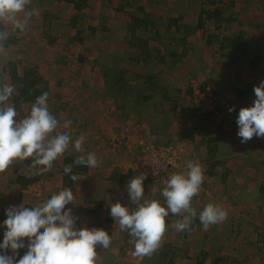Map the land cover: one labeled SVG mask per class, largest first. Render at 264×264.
<instances>
[{"label": "rangeland", "instance_id": "obj_1", "mask_svg": "<svg viewBox=\"0 0 264 264\" xmlns=\"http://www.w3.org/2000/svg\"><path fill=\"white\" fill-rule=\"evenodd\" d=\"M131 1L133 2V7H135L136 4H141L145 7L146 11L152 12L155 16H158L160 12H162L161 14L164 16L182 14L184 16V21L188 25L194 27L193 34L190 37L191 41L194 42L195 48L181 63L177 64L173 70L164 69L160 77L162 87L157 90L158 96H155L153 99L150 98L147 101H143L142 98L137 95V92L132 88L137 81H131V86H129L131 93L128 94V98L126 97L124 100L120 99L119 101H115V99L109 95L110 97L107 99L104 77L99 67L96 66L95 68L92 66L94 57H106L105 54H116L120 56L118 68L124 67L129 70L132 68L136 69L132 63L126 62L128 51H126L123 42L125 38V30L123 28L124 15L119 11L116 14V11H114L118 0H89V7L78 13V27L76 28L71 27L69 24L71 16L76 13L71 4L47 0L44 7L50 9L57 15V18L54 19L52 31V33L54 32L57 35V41L51 45L45 44V39L42 38L39 27L42 13V8H39L35 12L34 19L29 20L28 25L26 24L27 29H23L16 33L19 38H22L21 41L26 42V44H19L8 49L0 48V60L5 62L7 59H18V57H20L24 60V63L38 65L39 70H42V72L44 71V73L46 72V74L48 73L44 78L49 81V89L55 97L57 96V102L59 99L58 105L62 102L60 100L63 99V102H68V104H72L70 106H75L76 110H88V108L90 109V102H96L97 99H99V107H101L99 110L100 113L102 112L101 109L104 108L105 111L107 110L110 114H113V116H125L126 122H124L122 130L120 131L119 129L120 132L114 130L113 135L108 136V138L104 136L105 140H102L103 135L101 134L97 139L98 143H96V145H98L99 151L103 153L106 152L110 155H118L120 153L127 154L125 156L129 157L127 165L129 166L130 172L126 184L133 176L139 175V172L142 171L146 174V179L143 181L144 199L152 200L154 199L153 194L157 189L156 186L165 183L163 182L165 176V179H168L173 173L184 172L181 162L179 168L168 170L161 175L158 173L154 161H161L162 157L166 154L164 151V147L167 148L166 146H172L178 150L179 154L183 157L184 148L182 144H184V139L176 144L174 142L162 144L151 138L152 136L149 133L150 127H159L162 125V129L164 130V128L168 127L170 124L172 130L178 132L185 129V122L188 118L194 117L195 115L201 117V114H198L196 111L193 112L195 107L191 104H193V102L195 103V100H191L189 94V88H200L201 84L205 85V92H199L201 95L196 98L199 104H202L206 108H210V102L215 104V99H212L213 96H215L217 98L216 106L219 111L223 109L227 110L226 108L228 107L230 108V100H233L232 93L231 96H229L228 92L224 94L227 75H223V73L217 75V71L222 72L228 69L229 72L227 73H233L235 68L242 66L238 76L239 81L236 82L237 87L245 85V83H251L252 86H254L256 85V78L250 77L249 70L246 68V59L243 58L237 61L236 64H229V57L225 56H227L230 50L220 49L219 40L211 38V44H206L200 40L202 30L196 26V22L201 7L204 9L212 7L207 1L158 0V4L148 3L147 0ZM230 1L232 0H225L223 4L228 6ZM234 1L237 3L235 8L231 6V11L226 10V7L222 10L226 16L231 14L230 12H233L235 22H223V24L217 28L212 21L207 20L206 26L209 33L213 32L222 38L223 36H229L238 32L249 40V51L251 54L262 53L264 58V0ZM18 18L23 20L25 18V13H19ZM104 18H106L109 23H113L118 31L112 35H104V33L99 32L96 36L90 35L91 33L88 31V26L97 27L102 19L105 20ZM4 25L6 28L5 34L15 32L16 28L10 23L4 22ZM76 29L83 31L81 33L82 39L80 41L76 40L74 42H69V35L77 31ZM166 35L167 34H164V36ZM41 45L43 46L42 49H40ZM217 53L220 54L219 59L217 58ZM78 54H83L86 58L82 61L84 64L77 62ZM122 57L124 59L120 60ZM61 58L67 61V64L58 62ZM63 71L64 73H62ZM0 76L2 75L0 74ZM2 79H4V77H2ZM2 81L3 83H0L5 84V81ZM220 82L223 83L221 86ZM219 86L222 88L218 91L222 94H219L217 91L218 95L216 96L214 92ZM163 91L176 102L170 104L169 100L162 99L160 97V92L162 93ZM55 97L48 103L51 114H54L53 111L57 112V106L55 107V104L53 105ZM159 101L165 105V110L168 113V116L163 118V124L161 123V119L164 115H159L158 110L155 112L153 105V102ZM121 102L122 108L119 106ZM214 106L212 105V113L217 114L219 111H216ZM72 111L73 110H70L68 107L64 112L70 114ZM63 115L65 116V114ZM220 116L222 119L216 117L217 120L214 124L217 128L214 129L213 134L214 132H219L220 138H223L228 132H231L230 129L232 124L230 123L228 115L227 117L226 115L222 116V114ZM65 121L67 120L62 119L61 125ZM84 121L85 120H78L77 122H72L71 120L69 129H64L63 127L62 129L66 131L69 130L70 132L75 130L79 131V129L86 131L89 129L93 120L86 119L87 123ZM119 123H121V128L122 121ZM162 129L158 130L161 131V135H165V132L169 133L168 131H162ZM59 130L58 128L57 131ZM139 130H144L145 134H148L151 139L142 138L140 140L137 138L140 135L138 134ZM76 138V136H72V140ZM117 140H119L120 143L127 142L128 144L127 146L120 145V143L116 144ZM137 140L138 142H136ZM84 141H86V136H84ZM138 143L146 146L142 152L139 150L141 153L136 152ZM122 146L125 147L122 148ZM242 147L252 152H255L253 149L260 150V154L255 155L251 159H249L248 155L245 157L247 161H251L253 164V167L244 168V170L240 171L243 178H247L248 182L245 186L242 188H231L238 190L231 192L230 187L234 185H228L225 195H217L215 188L209 184L207 195L204 188L205 185L202 184L199 194L194 196L195 200L192 202V207L197 214L201 212L202 208L207 203L220 204L227 211V219L221 223L210 226L206 232H204L202 227H199V231L186 234L184 241L183 238H181V247L187 250L188 255L186 258H182L184 251L177 250V252L182 255H177L175 264H196V256L199 255V250L202 248L209 252V256L205 259V264H264V257L259 258L264 254V244L259 242V240H264V155H261V150L264 149V138H257L254 136L251 142L245 143ZM72 149L73 147L68 148L64 154H68ZM182 159L183 158H181V160ZM13 166L14 164L9 166L4 172H0V186L4 188V193L0 195V209L2 207H8L10 204L11 206L34 207L36 206L35 204L38 205L42 203L43 200L45 201L48 196L47 192L49 191V186L45 179H41L35 184H30L24 188L16 184L8 185L7 178L9 174L12 173ZM58 166V162L53 163L51 170L47 172H55ZM143 167H147L148 173H145ZM3 173H6L8 176H3ZM234 175L233 170L231 177ZM53 182L52 188L56 187L55 181ZM235 185L241 186L242 184ZM253 193L258 196L257 200L249 201ZM240 196L241 198L239 199ZM49 198H51V196ZM161 202L166 204L165 200ZM238 213L241 214V216H238L237 219ZM177 217L178 218L172 220L173 224L174 222L176 223L177 220L182 219V215ZM168 218L169 217L166 219ZM112 221L115 222L113 218ZM98 222H100V218H98ZM101 222L100 225H102ZM116 225L119 226V224ZM235 226L238 227V233L234 232ZM222 227L226 232L218 234V230H221ZM116 229L117 228L114 227H108L107 230L111 233L116 231ZM177 235L178 234H176V236ZM180 235L181 234H179V236ZM252 237H258V239L254 241L251 239ZM176 239L179 240L177 237ZM249 242L253 243V247H255L254 259H251L249 256L243 257L246 251H248L245 249L246 246L251 247ZM123 244L122 242L119 245ZM208 244L212 246L207 247ZM129 245L128 248L122 249L116 246L114 241H111V247L104 248V250H102V247H97L95 264H154V262L158 260L156 259L159 255L158 249L151 256L138 258L133 257L131 254L133 251V244L130 243ZM168 245H170V241L165 243L162 237L160 244L161 248ZM230 253L232 255H229Z\"/></svg>", "mask_w": 264, "mask_h": 264}, {"label": "clouds", "instance_id": "obj_2", "mask_svg": "<svg viewBox=\"0 0 264 264\" xmlns=\"http://www.w3.org/2000/svg\"><path fill=\"white\" fill-rule=\"evenodd\" d=\"M31 0H0V22H7L14 28L23 30L32 12L26 11ZM24 12L23 20L18 14ZM4 34L0 33V39ZM255 99L251 106L240 107L236 117L237 135L242 143L254 136L264 138V80L253 86ZM15 92V86H0V172H4L17 160L31 159V167L39 168L37 174L51 170L53 162L62 156L73 143L76 152L84 153L83 135L72 141V132H58L63 127L69 129L71 120L62 125L49 111L48 92L39 95L31 105L30 112L22 119H16L15 106L6 102ZM229 112L234 109L230 107ZM77 165L90 168L99 166L94 153L80 155L74 161ZM186 171L171 174L161 195L166 206L159 201L144 199L143 181L146 174L133 176L126 188L130 201L129 208L119 201L110 204V215L118 222L121 231L132 237V256H151L161 244L166 231V217L170 214L181 216L175 227L183 231L189 229L197 212L191 206L204 181L203 166L188 161ZM65 174L72 173V165L64 166ZM70 179L77 181L76 175ZM74 199L70 188H62L51 198L34 207L9 206L5 210L6 219L3 240L0 242V264H95L97 247L108 248L111 243L107 231L97 227H77L71 209L66 205ZM203 229L227 219V211L220 204L207 203L199 213ZM26 249L17 259L19 250ZM11 254H8V253Z\"/></svg>", "mask_w": 264, "mask_h": 264}, {"label": "crops", "instance_id": "obj_3", "mask_svg": "<svg viewBox=\"0 0 264 264\" xmlns=\"http://www.w3.org/2000/svg\"><path fill=\"white\" fill-rule=\"evenodd\" d=\"M229 3H233V4H230L231 6H233L232 8H235V6L237 5V3L234 0L230 1ZM223 7L222 9H224ZM226 10L231 11V9H227V7H226ZM232 22H235V21H232ZM205 25H206V22H205ZM202 37L203 35L200 36L201 38L200 40H202V42H205L206 44L212 43L211 42L212 39L208 41L207 39H205L204 37L202 38ZM194 48H195V45H194ZM190 52H192V50L189 51L188 54ZM259 54L263 57L262 53H259ZM216 55H217V58L219 59L220 54L217 53ZM18 59H22V58L18 57ZM263 59L264 58H262V61L264 62ZM183 60L184 58L182 59V61ZM5 62H2L0 60L1 65L4 64ZM263 62H262L261 67L263 69V76H264V63ZM229 64H231V62ZM236 71L237 69L235 68V71L233 73L231 72L227 73L229 72L228 69H225L222 72H219V71L216 72L217 75L221 73H223V75H227L226 81H225V88H224L225 93L224 94L228 92L229 96H231V93H232L233 100H230V101H231V107L234 109L233 111L229 112L228 110L229 107H228L226 108L227 110L223 109L219 111L217 114H211L210 116H207V117L205 116L197 117L194 114L195 115L194 117L188 118L186 120L185 129L183 131L174 132L169 124L168 127L164 128V130L162 129L163 128L162 125L159 127H154L155 130L153 134L151 135L154 140H157L158 142H161L162 144H166L169 142H174L176 144V143H180V140L184 139V144H182L184 148V153L182 157L183 158L182 159V164H183L182 169L184 171L187 170L186 164L188 161L198 162L203 166L204 181L202 184L205 185L204 188H205V191L207 192L206 193L207 195H208L209 184H211L215 188L217 195L219 194L225 195V193L227 192L226 187L228 185L230 186L234 185L233 187H230L231 192L238 191V190H234L231 188L244 187L248 181H247V178H243V175L240 171L244 170V168L247 169V168L253 167V164L251 163V161L250 162L247 161L245 157L248 155L249 159H251L255 155L260 154L259 152L260 150L253 149L255 152L245 150L242 147L245 143H242L240 137H238L237 135L238 125L236 123V117L238 115V111L240 107H243L244 105L246 106L252 105L255 99V93H254L253 86L251 83L250 84L245 83V85L237 87L236 82L239 81L238 76H239L240 70L237 72ZM39 72L41 75L45 77L48 74V73L46 74V72L44 73V71L42 72V70H39ZM249 73H250V77L256 78V85L258 84V82H260L261 80L260 78L263 77V76H254L251 74L250 71ZM0 77H1L0 82H2L3 80L2 77H4V75ZM222 84L223 83L220 82V86ZM2 85H5V84H2ZM220 86L218 87L217 91L222 88ZM245 89L248 90L247 94L238 99L237 91L244 92ZM218 93L222 94L219 91ZM53 97H55V95H50V98L49 100H47V103H49V101L52 100ZM109 97L110 96L107 94L106 98L108 99ZM160 97H161V94H160ZM60 101L63 102L64 100L61 99ZM160 101L153 102L154 103L153 105H154L155 112L158 110L159 115L160 114L164 115L162 119L160 118L161 123L163 124L164 123L163 118L165 116H168V113L165 110L166 109L165 105L162 104ZM58 102H59V99H58ZM58 102H57V96H56L55 102H53V105L55 104L54 106L56 107ZM63 103H64L63 105L64 107H59L58 105L57 110H56L57 112L53 111L54 114H52L57 120L60 121V123L62 119H65V120L71 119L72 122H77L78 120H85L84 122L86 123H87L86 119H91L93 121H92V124H90V122L88 121L90 124L88 130L84 131V130L79 129V131L75 130L72 132L73 134L72 136H76L77 138L81 135H83V137L86 136V141H84L82 145V147L84 148V153L76 152L74 149L73 143H70L69 148L73 147V149L69 151L68 154H64L63 156L59 157L56 161L53 162V163H57V162L59 163V166L56 167L55 172L50 171V172H44L40 174L41 177L39 178V180L45 179L47 182V185L49 186V191L47 192L48 194L47 199H49L50 196L57 193L59 190L63 188V173L60 172L59 170H60V166L64 162L65 157L72 156L73 158L76 159L80 155L86 156V154L89 152L94 153L99 162V166L96 168H90V167L83 165V168H86V169L77 170L76 176L78 177V180L73 181V185H72V192H73L74 199L72 201V204L66 205V208L71 209L72 214L75 217H77L76 219L77 227L102 228L109 233L111 241L112 242L114 241L116 246L122 249L128 248L130 246L129 244H130V241L132 240V237L129 235L127 231L123 232V235L126 234V236L129 237V240L127 242L125 238L122 237V235H120V232L122 231L120 230L119 226L116 225L118 223L112 221V217L110 215V204L119 201L122 205H125L129 208L134 207V204L129 199L127 188H126V180H128L129 172H130L129 166L127 165V161H129V157L125 156L127 155L125 153L124 154L120 153L118 155L117 154L110 155L104 152L105 153L104 154L103 152L99 151L98 145H96V143H98L97 139L100 137L101 134L103 135L102 140H105L104 136L105 138H108V136L113 135L114 130H117L118 132H120L122 130L124 122H126L125 121L126 118L125 116H118V117L113 116V114H110L107 110L105 111L104 108L101 109L102 112L100 113L99 110L101 107H99V99H97L96 102L94 101L90 102V109L88 108V110L87 109L86 110H81V109L76 110L75 106H70L72 104L70 103L68 104V102H63ZM6 104L8 106H13V103L11 100H9ZM68 107L70 110L71 109L73 110L70 114L64 112ZM50 110L51 109L49 108V111ZM16 111H17L16 119H22L29 113L28 105L23 104L21 106V109L16 110ZM63 114H65V116ZM221 114L222 116L226 115V117L228 115L230 119V123L232 124L231 129H230L231 132H228L225 136H223V138H220L218 134L219 132L218 133L214 132L213 134L214 129L217 128V126L215 127V124H214L215 121L217 120L216 117L220 119ZM119 120L122 121L121 128H120L121 123H119L120 122ZM59 129L61 131L59 130L58 132L66 131L62 129V127H60ZM161 129L162 131H168L169 133L165 132V135H161V131H158ZM74 140L72 141L74 142ZM99 142H100V139H99ZM249 142H251V140L247 141L246 143H249ZM227 150H228V153H227ZM261 152H262L261 155H264V149L261 150ZM30 160H31L30 158L24 161L17 160L13 163L14 168L12 170V173L9 174V176L6 173H3V176L4 175L8 176L7 183L9 186L15 185V184L19 186L18 183L13 182V179L16 177V174L18 172L22 171L21 169H23L25 172L27 170H31V171L35 170L33 168H30V165H29ZM233 170H234L235 175L231 177ZM37 171L39 172V168L37 169ZM165 177L163 178L164 179L163 182L165 183H161L160 185L156 186L157 189L155 190L153 194L154 199L159 201L162 205H166L165 203L161 202L165 200L161 195L162 189L164 188L166 181H167ZM114 178L116 179V181H113ZM39 180L37 179L35 182H30L28 183V185L35 184ZM53 181H55V184H56V187L54 188H52L53 183H54ZM235 184H242V185L237 186ZM0 191H1L0 195L4 193V188H2L1 186H0ZM257 197L258 196H256L253 193L249 201H256ZM240 198L241 196L239 197V199ZM194 200H195V197H193L192 202ZM42 202H44V200ZM192 202H191V206H192ZM9 206H11V204ZM8 207H6V209ZM3 209H5V207H2L0 209V212ZM238 216H241V214L239 213L237 214V217H236L237 219H238ZM168 217H169L168 219H166L167 217L165 218L166 219V231L163 235V240L165 243L170 241V245L163 246L162 248L160 246L158 248L159 255L157 256L158 258H156L158 260H156L154 264H158L160 263V261H162V264L163 263L166 264V262H169L171 258H173L174 261L177 260V256L173 257L170 252L174 250L176 252L177 250L184 251L182 258H186L188 255L187 254L188 252L187 250H184L183 247H181V243H182L181 238H183V241H184L186 234H190V232H194V231H199V227L200 228L202 227L203 229V226L198 218L199 214H197V217L191 221L189 229H186L183 231L176 229L175 222L173 224L172 220L175 218H178L177 216H173L170 214ZM98 218H100V222L102 221L101 222L102 225H100V222H98ZM108 227H114L117 229L116 231L110 233V231L107 230ZM237 229L238 227L235 226V230H234L235 233H238ZM206 231L207 230H204V232ZM222 232H226V230H223V227L221 228V230H218L217 233L221 234ZM176 234L178 235L176 236ZM179 234L181 235L179 236ZM176 237L179 238V240L176 239ZM251 239L256 241L258 237L257 238L252 237ZM2 240H3V236L1 237L0 242H2ZM121 241L124 243L123 245H119L120 243H122ZM259 242L264 244V240H259ZM250 244H251V247L246 246L245 249H247L248 251H246L243 257L249 256L251 259H254L255 258L254 256L255 247H253L254 246L253 243H250ZM209 246L211 247L212 245L208 244L207 247ZM109 247H111V243ZM203 247L207 248L206 246H203ZM25 250L26 249H24L22 252L19 253V255L17 256V259L19 258V256H22L24 254ZM102 250H104V248H102ZM229 255H232V254L230 253ZM263 257H264V254L259 258H263ZM203 264H205V262H203Z\"/></svg>", "mask_w": 264, "mask_h": 264}, {"label": "trees", "instance_id": "obj_4", "mask_svg": "<svg viewBox=\"0 0 264 264\" xmlns=\"http://www.w3.org/2000/svg\"><path fill=\"white\" fill-rule=\"evenodd\" d=\"M46 1L47 0H31V3L26 6V11L33 13L31 17H28L27 25L29 20L34 19L35 12L39 8H42L39 21L40 32L42 38L45 39V44L51 45L54 44L58 38L54 32L52 33L54 19L57 18V15L50 9L44 7ZM55 1L58 3L65 2L72 5V8L76 13L71 16L69 24L73 28L78 27V13L86 10L90 5L89 0ZM205 1L211 4L212 7L208 9L201 7L196 23V26L202 29L203 37L208 41L211 38L219 40L220 49L230 50L226 56L229 57V62L236 64L237 61L244 58L247 60L246 68L249 69L252 75L263 76V69L261 67L263 57L260 54H251L249 51L250 42L247 38L243 37L238 32L220 38L218 34H214L213 32L209 33V30L205 25L207 20H212L213 24L219 28L223 22L235 21L233 12L226 16L222 10L223 6V8L227 7V9H231L230 4L233 3H229L228 6H225V4H223L225 0ZM147 2L158 4V0H147ZM114 11H116V14L119 11L124 15L123 28L125 30V38L123 42L126 51H128L126 62L132 63L136 69L132 68L129 70L124 67L118 68L120 56H117L116 54H105L106 57H94L92 60V66L99 67V70L104 77L105 92L113 97L115 101H119L120 99L124 100L126 97L128 98V94L131 93V89L129 88V86H131V81H137L132 88L143 101H147L150 98L153 99L155 96H158L157 90L162 87L160 77L164 72V69L173 70L174 67L188 55V52L194 49V42L191 41L190 37L193 34L194 27L188 25L184 21V16L182 14H170L164 16L161 14L162 12H160L158 16H155L152 12L146 11L145 7L141 4H136V6L133 7V2L131 0H118ZM104 19L105 20H101L97 27L88 26V31L91 33L90 35L96 36L98 32L104 33V35H112L118 31L113 23H109L106 18ZM24 29H27V26ZM20 31L22 30L16 28L14 33L5 34L6 28L4 22H0V33L4 34V38L0 39V48L8 49L19 44L25 45L26 42H22V38H19L16 34ZM82 32V30L72 32L68 37L69 42H74L76 40L80 41L82 39ZM164 34L167 35L164 36ZM43 46L41 45L40 49H42ZM85 59L86 58L83 54H78L77 62L84 64L82 61ZM123 59L124 58L122 57L120 60ZM58 62L67 64V61L62 60V58ZM241 67L242 66H238V68H236L237 71H239ZM0 74L4 75L5 79L3 80H6L5 82L7 84L9 83L15 86V92L9 100L12 101L16 110H20L23 104H27L28 111L30 112L31 105L39 95L48 92V100L50 95H53L49 89V81L44 78L45 76L40 74L39 67L36 64L24 63L23 59H8L4 64H0ZM260 79L264 80V76ZM259 83L260 82H258V84ZM1 85L2 84L0 83V86ZM247 92L248 90L246 89L244 92L237 91V98L239 99L243 97ZM160 94L161 98L169 100L170 104L176 102L165 91L162 93L160 92ZM189 94L191 96V88H189ZM214 95H218L217 90H215ZM63 105V102L59 103V107H64ZM191 105L194 106V104ZM119 106L122 108V102ZM214 108L216 111H219L216 105ZM194 111H196V108L193 109V112ZM211 114H213L212 111H205L201 113L200 116L207 117ZM149 130L150 135H152L155 129L154 127H151ZM138 133L144 135V138H150L148 134H145L144 130H139ZM136 142H138V140ZM124 147L125 146H122V148ZM140 147L141 146L138 144L136 151H139ZM75 160L76 159L72 156L65 157L63 164L60 166L59 171L63 173V188H70L72 190L73 180L70 179V175H76L77 170L86 169L83 168V165L75 164ZM29 165L30 168H33L31 167V160L29 161ZM67 165H72L71 174H65L63 171L64 166ZM33 169L35 170H28L26 172L22 170V172H18L13 179V182L18 183L20 187L24 188L28 183L35 182L37 179L39 180L41 175L37 174L38 167ZM113 181H116V179L114 178ZM5 210L6 208L0 212V241L5 231V228L2 226L3 221L6 219ZM123 232L125 231H122L120 235H122V237L128 242L129 237H127L126 234L123 235ZM23 250L24 249L19 250V253ZM170 252L173 257L182 255L175 250ZM8 254L11 253L9 252ZM198 254L199 255L196 256V264H203L205 259L209 256V252L202 248ZM174 262L173 258H171L166 264H175ZM158 264H162V261Z\"/></svg>", "mask_w": 264, "mask_h": 264}, {"label": "built area", "instance_id": "obj_5", "mask_svg": "<svg viewBox=\"0 0 264 264\" xmlns=\"http://www.w3.org/2000/svg\"><path fill=\"white\" fill-rule=\"evenodd\" d=\"M204 88H205L204 84H201L200 88H196V87L191 88V100L192 99H193V101L195 100V103L193 101L192 102H193L194 107L196 108V112L198 114H201V113H203L205 111H212V105L214 106L217 103V100H216L217 98L215 96H213V98H212V99H215V104L213 102H210V108H206L202 104L198 103V99H196V98H198L201 95L200 94L201 91H202V93L205 92ZM199 102H202V101H199ZM137 138H139L141 140L142 138H144V135H139ZM118 143H120L119 140H117L116 144H118ZM127 144H128L127 142H121L120 143V145H125V146H127ZM139 145L141 146L140 147L141 148L140 151L142 152V150L145 149L146 146H144L142 144H139ZM166 147L167 148L164 147V151H165L166 154L162 157L161 161L160 162H156V160L154 161V163L156 164L157 171L161 175L163 173H165L166 171H168V170H173V169L179 168L180 164L182 162V160H181L182 155L179 154L178 150H176L172 146H166ZM136 152L138 153L139 151H136ZM141 152H139V153H141ZM143 169H144L145 173H148L147 167H145V168L143 167ZM142 173L143 172L140 171L139 175L142 174Z\"/></svg>", "mask_w": 264, "mask_h": 264}]
</instances>
